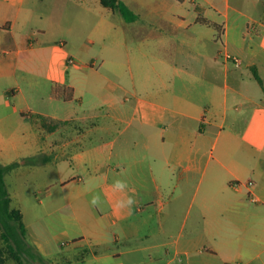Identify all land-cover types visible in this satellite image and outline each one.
Wrapping results in <instances>:
<instances>
[{
  "label": "crops",
  "instance_id": "obj_1",
  "mask_svg": "<svg viewBox=\"0 0 264 264\" xmlns=\"http://www.w3.org/2000/svg\"><path fill=\"white\" fill-rule=\"evenodd\" d=\"M118 1L133 21L98 0L123 24L163 28L131 36L133 64H103L105 72L94 73L104 86L100 102L59 120L85 124L57 145L64 156L76 145L74 166L88 151H107L90 177L107 187L106 212L92 222L114 228L112 240L96 231L81 236L65 263L264 264V0H225L218 20L193 0ZM0 7V34L11 32L8 6ZM110 32L112 50H120L125 36L114 26ZM64 89L55 97L82 106L77 92L91 88ZM114 133L124 137L116 146L104 140ZM117 180L127 188L116 189ZM128 198L131 208L120 207ZM81 249L89 261L75 255Z\"/></svg>",
  "mask_w": 264,
  "mask_h": 264
},
{
  "label": "rangeland",
  "instance_id": "obj_2",
  "mask_svg": "<svg viewBox=\"0 0 264 264\" xmlns=\"http://www.w3.org/2000/svg\"><path fill=\"white\" fill-rule=\"evenodd\" d=\"M0 2L8 6L5 12L13 25L11 32L0 34V164L6 168L10 208L19 210L30 247L29 256L16 259L0 237V264H66L73 258L71 248L82 243L81 236H93L96 231L112 240L114 228L106 220L99 225L92 222L98 211L106 212L107 187L99 179L91 182L90 177L107 161V151H88L74 166L69 156L76 145L68 146L66 156L57 145L84 132L85 124L59 120L80 116L85 107L99 103L104 86L94 73H104L103 64L108 61L133 64L138 45L137 37H130L157 33L163 26L123 24L117 13L108 17L98 0ZM193 3L217 20L226 12L225 0H213L215 7L206 0ZM229 4L233 5L232 0ZM112 26L125 36L120 50H112ZM87 83L89 91L80 89ZM69 84L80 89L82 106L77 100L55 97ZM123 138L114 133L104 140L116 146ZM93 197H98L95 205ZM75 255L90 260L86 250ZM126 263L123 258L108 262Z\"/></svg>",
  "mask_w": 264,
  "mask_h": 264
},
{
  "label": "trees",
  "instance_id": "obj_3",
  "mask_svg": "<svg viewBox=\"0 0 264 264\" xmlns=\"http://www.w3.org/2000/svg\"><path fill=\"white\" fill-rule=\"evenodd\" d=\"M103 7L117 11L127 22L133 21L136 17L125 5L118 0H100ZM254 77L259 81L254 73ZM6 168L0 164V237L7 245L10 253L17 259L21 256H29L30 247L25 241L26 230L21 221L19 210L10 208V197L7 192L4 174ZM40 259V257H39Z\"/></svg>",
  "mask_w": 264,
  "mask_h": 264
},
{
  "label": "clouds",
  "instance_id": "obj_4",
  "mask_svg": "<svg viewBox=\"0 0 264 264\" xmlns=\"http://www.w3.org/2000/svg\"><path fill=\"white\" fill-rule=\"evenodd\" d=\"M114 187L120 191H123L127 188V184L124 181L117 180L114 182ZM98 201V197H93L92 203L95 205ZM135 203V201L132 198H128L126 201H122L120 204V207L122 208H131V206Z\"/></svg>",
  "mask_w": 264,
  "mask_h": 264
},
{
  "label": "built area",
  "instance_id": "obj_5",
  "mask_svg": "<svg viewBox=\"0 0 264 264\" xmlns=\"http://www.w3.org/2000/svg\"><path fill=\"white\" fill-rule=\"evenodd\" d=\"M226 59L227 60H231L233 63H234V65H239L240 64V61H239V59L238 58H236V57H233V56H230V55H226ZM71 62V61H70ZM249 184H251L250 182H248V185Z\"/></svg>",
  "mask_w": 264,
  "mask_h": 264
}]
</instances>
